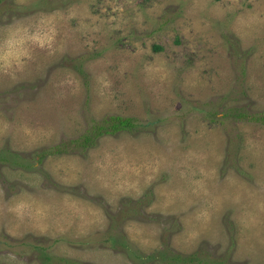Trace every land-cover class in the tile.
Wrapping results in <instances>:
<instances>
[{"label": "rangeland", "instance_id": "1", "mask_svg": "<svg viewBox=\"0 0 264 264\" xmlns=\"http://www.w3.org/2000/svg\"><path fill=\"white\" fill-rule=\"evenodd\" d=\"M0 264H264V0H0Z\"/></svg>", "mask_w": 264, "mask_h": 264}, {"label": "trees", "instance_id": "2", "mask_svg": "<svg viewBox=\"0 0 264 264\" xmlns=\"http://www.w3.org/2000/svg\"><path fill=\"white\" fill-rule=\"evenodd\" d=\"M106 121H109L108 123ZM105 123L108 124V125H103V124H100V125H97V127H95L94 131L95 133L94 136H98L100 134H103V133H111V132H115L117 130H122V129H125V128H130V127H133L134 126V122H132V119L131 118H122L120 116H112L111 118H109L108 120H106ZM94 136L92 135H86L84 137V144H88L90 142H92L94 140ZM175 258H178V259H182L180 257H175ZM174 260H177V259H174Z\"/></svg>", "mask_w": 264, "mask_h": 264}]
</instances>
